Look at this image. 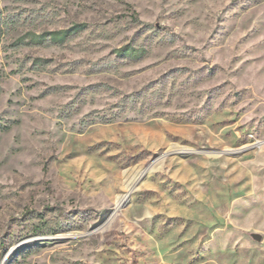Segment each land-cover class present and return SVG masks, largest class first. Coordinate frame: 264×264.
Masks as SVG:
<instances>
[{
  "label": "rangeland",
  "instance_id": "1",
  "mask_svg": "<svg viewBox=\"0 0 264 264\" xmlns=\"http://www.w3.org/2000/svg\"><path fill=\"white\" fill-rule=\"evenodd\" d=\"M0 264H264V0H0Z\"/></svg>",
  "mask_w": 264,
  "mask_h": 264
},
{
  "label": "trees",
  "instance_id": "2",
  "mask_svg": "<svg viewBox=\"0 0 264 264\" xmlns=\"http://www.w3.org/2000/svg\"><path fill=\"white\" fill-rule=\"evenodd\" d=\"M135 13V18L137 17V12H134Z\"/></svg>",
  "mask_w": 264,
  "mask_h": 264
}]
</instances>
